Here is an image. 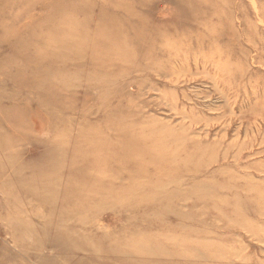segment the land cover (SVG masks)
<instances>
[{"label": "rangeland", "instance_id": "1", "mask_svg": "<svg viewBox=\"0 0 264 264\" xmlns=\"http://www.w3.org/2000/svg\"><path fill=\"white\" fill-rule=\"evenodd\" d=\"M0 264H264V0H0Z\"/></svg>", "mask_w": 264, "mask_h": 264}]
</instances>
